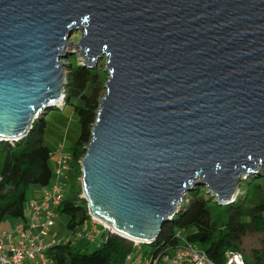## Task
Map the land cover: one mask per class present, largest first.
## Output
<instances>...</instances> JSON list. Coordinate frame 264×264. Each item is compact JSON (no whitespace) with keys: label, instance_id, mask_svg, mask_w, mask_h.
Segmentation results:
<instances>
[{"label":"water","instance_id":"95a60500","mask_svg":"<svg viewBox=\"0 0 264 264\" xmlns=\"http://www.w3.org/2000/svg\"><path fill=\"white\" fill-rule=\"evenodd\" d=\"M71 46L107 58L80 163L110 236L150 243L197 186L229 203L264 165V0H0V139L65 106Z\"/></svg>","mask_w":264,"mask_h":264},{"label":"trees","instance_id":"16d2710c","mask_svg":"<svg viewBox=\"0 0 264 264\" xmlns=\"http://www.w3.org/2000/svg\"><path fill=\"white\" fill-rule=\"evenodd\" d=\"M69 63H74L71 59ZM67 103L74 106L81 124L78 140L68 148L71 186L81 185V160L86 145L92 138L99 100L106 93L100 71L77 64L68 73ZM61 108V105H56ZM46 118L37 119L29 133L20 139H0V224L13 218H25L28 191L32 185L47 186L53 181L54 169L50 159L54 151L45 143ZM241 192L225 204L219 203L205 186H197L187 194L179 213L166 222L159 236L150 243H134L120 235L102 239L92 251L79 250L73 239L56 243L48 248L51 264H167L165 255L180 246L182 238L199 245L218 264H226L228 253L242 252L243 238L252 233H264V196L254 204L246 198L244 185ZM82 191L64 196L57 212L67 213V227L73 236L91 219L88 203ZM252 263L264 264V251L253 250ZM247 260H246V263Z\"/></svg>","mask_w":264,"mask_h":264},{"label":"built area","instance_id":"2783aa9c","mask_svg":"<svg viewBox=\"0 0 264 264\" xmlns=\"http://www.w3.org/2000/svg\"><path fill=\"white\" fill-rule=\"evenodd\" d=\"M70 169V154L68 150H61L54 171L55 179L44 187L41 201H31L32 216L29 222H18L14 231L0 232V264H51L47 256L50 246L55 241L46 242L53 217L57 207L64 199L61 177ZM91 219L86 221L77 234L85 235L91 242L98 244L102 240L101 233L111 232V227L100 221L91 213ZM37 229V230H35ZM141 243L138 241H134ZM167 264H218L199 245L182 238L172 254L165 255ZM242 252L228 253L226 264H245Z\"/></svg>","mask_w":264,"mask_h":264},{"label":"rangeland","instance_id":"374dc122","mask_svg":"<svg viewBox=\"0 0 264 264\" xmlns=\"http://www.w3.org/2000/svg\"><path fill=\"white\" fill-rule=\"evenodd\" d=\"M81 36L80 31L75 32L70 40L73 43H77ZM69 51L66 58H64L66 65L64 68L67 74L74 68L77 64H84V57H81L80 51H77L75 46H71L67 49ZM73 60L74 63H69L70 60ZM107 58H103L95 65V69L100 71L101 79L104 83L108 80L109 73L105 71ZM85 65V64H84ZM90 67V66H88ZM91 68H94L91 66ZM69 79V75H68ZM68 88V83L65 86V94ZM61 105V102L59 103ZM46 129L44 133L45 143L54 151L50 159V165L54 169L57 167V158L61 150H68V148L73 145L79 138L81 132V124L79 121L78 114L76 113L74 106L71 103H66L63 108L52 109L46 116ZM253 177L250 182L244 185V190L246 191V198L248 203L254 204L259 201L264 196V165L259 166V170L256 173L248 175L245 179ZM81 180V177H80ZM242 179L240 182H242ZM243 183V182H242ZM70 184V183H69ZM71 186V184H70ZM70 188V187H69ZM81 190V197L84 196L83 187L81 185L71 186L70 190L66 188L64 196L70 197L71 192H77ZM241 192L237 193V195ZM211 194V193H210ZM31 194L28 193V200L30 199ZM28 208V201L26 203ZM69 215L67 213H59L53 217V225L49 231V239H55L57 243L66 242L73 239L75 247L79 250L92 251L96 248L97 244L91 242L85 235L76 234L73 236L71 230L67 227L69 221ZM11 224L10 220L3 221L0 224V232L7 228ZM108 236V233L105 231L102 234V237ZM127 239V238H125ZM132 241L130 239H127ZM133 240L132 242H134ZM136 243V242H134ZM242 253L247 260V263H252V252L253 250L264 251V233H252L248 234L243 238L241 245Z\"/></svg>","mask_w":264,"mask_h":264},{"label":"crops","instance_id":"0c3cea01","mask_svg":"<svg viewBox=\"0 0 264 264\" xmlns=\"http://www.w3.org/2000/svg\"><path fill=\"white\" fill-rule=\"evenodd\" d=\"M72 177H73V173H72L71 169L66 171L65 174L61 177V181H62L63 191L64 192H65L66 188H68L70 190L71 186H70L69 183H71V181L73 180ZM55 178L56 177L54 175L53 180H56ZM44 187L45 186H41V185H32L30 187L28 193L30 192L31 197L28 200V208L26 207L25 218H13V219H11L10 220L11 224L7 228H5L3 231L12 232V231H14V226H15L16 223L21 222V221H23V222H29L30 221V218H31L32 213H33L32 206H31V201H38L39 202V201L42 200ZM35 230H37V229H35ZM102 234L103 233H101V235ZM49 236H47L46 242L49 243V242L55 241V239H53V238L49 239ZM106 237H104V238H106ZM104 238L102 237V239H104ZM55 243H57V242L55 241Z\"/></svg>","mask_w":264,"mask_h":264}]
</instances>
